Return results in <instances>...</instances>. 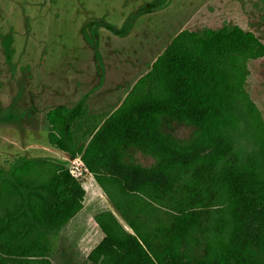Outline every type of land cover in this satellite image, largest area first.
Instances as JSON below:
<instances>
[{"label": "trees", "instance_id": "obj_1", "mask_svg": "<svg viewBox=\"0 0 264 264\" xmlns=\"http://www.w3.org/2000/svg\"><path fill=\"white\" fill-rule=\"evenodd\" d=\"M262 56L264 41L239 24L183 28L111 110L90 111L87 95L46 110L48 142L80 157L129 228L96 213L92 264H264V226L249 219L264 210V115L246 86L248 62ZM156 138L190 152L162 178ZM85 192L56 160L0 165V264H53Z\"/></svg>", "mask_w": 264, "mask_h": 264}, {"label": "rangeland", "instance_id": "obj_2", "mask_svg": "<svg viewBox=\"0 0 264 264\" xmlns=\"http://www.w3.org/2000/svg\"><path fill=\"white\" fill-rule=\"evenodd\" d=\"M226 24H239L264 41V0H0V162L9 160L7 154L56 160L88 192L59 232L53 264H84V254L103 237L93 216L107 202L80 157L48 142L46 110L61 103L70 108L87 95L90 111H109L178 31ZM248 66L246 86L264 115V56ZM174 132L184 137L190 128L174 124ZM156 144L166 155L153 172L158 178L190 153L159 138ZM151 160L140 157L144 164ZM249 219L258 232L264 210Z\"/></svg>", "mask_w": 264, "mask_h": 264}, {"label": "water", "instance_id": "obj_3", "mask_svg": "<svg viewBox=\"0 0 264 264\" xmlns=\"http://www.w3.org/2000/svg\"><path fill=\"white\" fill-rule=\"evenodd\" d=\"M66 153H68V152H66ZM70 154V153H69ZM100 188H101V186H100ZM102 189V188H101ZM86 190V189H85ZM103 190V189H102ZM87 191V190H86ZM103 192H104V190H103ZM87 194H88V192H85V199L87 198ZM102 194V196L105 198V200H106V202H107V208L106 209H109V210H111L113 213H114V215L119 219V221L127 228V229H129L128 228V226L126 225V223H125V221H124V219H123V217H122V215H121V213L118 211V209L116 208V206L114 205V203L112 202V200L108 197V195L104 192V193H101ZM85 199H84V202H83V206H84V203H85ZM82 209V208H81ZM102 210H105V209H102ZM101 210V211H102ZM100 212V211H99ZM96 214V213H95ZM94 214V215H95Z\"/></svg>", "mask_w": 264, "mask_h": 264}, {"label": "flooded vegetation", "instance_id": "obj_4", "mask_svg": "<svg viewBox=\"0 0 264 264\" xmlns=\"http://www.w3.org/2000/svg\"><path fill=\"white\" fill-rule=\"evenodd\" d=\"M8 153V151L5 153V154H7ZM8 155V159L9 160H6V159H4L3 158V161L2 162H0V165H3V166H7L8 167V165H9V162H12V161H14L15 159H17V158H19V157H30V156H18L17 158H14V159H11L12 157H11V155H9V154H7ZM36 157H38V156H36ZM103 211V210H102ZM99 211H97L96 213H98ZM100 212H101V210H100ZM93 220H94V216H93ZM94 222H95V220H94ZM96 223V222H95ZM96 225H97V227L99 228V226H98V224L96 223ZM99 230L101 231V229L99 228ZM96 232V231H95ZM77 246V245H76ZM75 246V247H76ZM75 247H73L72 246V250L74 249V251H76V248ZM88 255H89V253H87V254H84V257H83V259H84V264H92V262H91V260L89 259V257H88Z\"/></svg>", "mask_w": 264, "mask_h": 264}]
</instances>
